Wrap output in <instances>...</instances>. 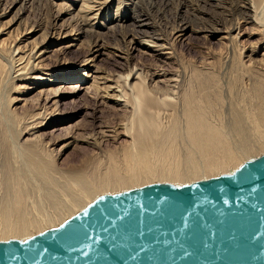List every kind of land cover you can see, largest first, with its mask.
<instances>
[{
    "label": "rangeland",
    "instance_id": "rangeland-1",
    "mask_svg": "<svg viewBox=\"0 0 264 264\" xmlns=\"http://www.w3.org/2000/svg\"><path fill=\"white\" fill-rule=\"evenodd\" d=\"M88 1H90L89 4L94 5V9L99 7L97 5L99 2H97L96 0ZM118 1H120V3ZM239 1L111 0L112 7L109 8L110 12L108 17H105V15H101L99 17L101 30L98 33L93 34L92 32H83L82 30L85 29V27L82 28L83 24L80 21L84 22V18L78 15L76 12V7L80 4L81 0H0V54L2 53V56L0 55V58L3 63H5L6 71L8 73V75L3 76L4 79L2 78V81L0 82V122L1 125L3 123L2 126L4 128V131L7 132L8 136L11 137L9 138L12 140L13 165L19 167V169L21 170L23 168V171L25 170L27 176L30 178L29 181H26L27 185L25 183V186H29L28 188L31 189V191H29L31 193L28 197L27 203L30 204L31 202L32 204L30 205H34L36 202H38L43 206V201L41 202L42 195L39 186L41 183V174L32 172V168H30V165L26 163L27 159L26 156H24L25 146L29 143V140L24 142V138L21 139V137L19 136L21 131H23V129L25 128L27 129V133H31V131H33L34 133L29 136V139L31 141L38 139L40 144H42L43 147L51 153V157H53V160L54 158H58V155L60 154L59 158L53 161V167L56 168V170L64 171L70 170V168L73 167L74 169L81 167L84 164V160L87 157L91 156V150L88 146L91 145L92 142L99 143L100 139H103V137L109 138L115 134H119V136H113L117 138L122 137V134H126V131L124 133L123 131L125 130L124 124L127 123V120L125 121L126 123L123 120H120L122 121V125H120V121L118 119H112L113 113L108 110L106 105L107 101L103 102L102 98H100V96L105 95L106 92L103 91L102 86L111 84V78H113V81L114 79H117L118 76H121V78H123L124 75V77H127L130 74L129 78H127L128 81L127 79L125 80L124 78H120L122 80H120L122 83H116L117 85H120V87L112 84V87H116L114 88L113 92L114 94H117L116 96H125V94L127 95L130 93L129 95L131 96L127 95V97L129 96L127 100H129L130 98L129 101L133 102L132 99L135 97L134 94L136 95V92H133L138 90L137 88L141 89L142 87V89H145V91L147 92H149L150 90V92L148 93L150 95H152V90L154 93V97L160 96L159 98H155L158 100L160 99V103L162 105L168 102H171L170 104H172V102L174 103L173 105H175L177 111L175 113L177 114L179 122L182 123L183 118L180 115V110L181 108H183V105L181 104L183 103V92L187 88L195 90L197 88H195V85L198 86L197 84H194L192 82L194 80V77L190 68L191 63L196 64V66H200V64L202 65L203 63H206L208 65L210 64L209 66L211 69L209 68V66H207L208 70H210V72L207 70L209 74L213 69L211 66L219 65L217 66L218 72L215 75L219 77V79L217 80L218 84L216 86L219 88L217 89L219 91L217 97L219 96L220 98L218 97V99L216 97L215 93H217V91H214V89L212 88L211 89L214 92L211 93L212 96L210 98L212 103L214 102V104H216V106L214 105V111L211 112V118L212 120H215L214 122L219 121L220 123L226 124L222 125L229 126V123H231L233 109L235 110V108H237L238 110L242 109L245 111H253L255 107L261 106L256 101V97L250 90V81L246 78H243V75H240L242 73H237L238 70L234 71L235 69L232 70L231 68L234 66L233 68L238 69L237 67H235V64H244L246 66H249L251 63V65H254V59L256 57L259 59V56L264 54V50L258 51L257 54L253 52L254 54H252L254 58L252 57V60L247 56L250 53L248 52L250 47L249 44L256 41L255 35H260L259 30L264 28V0H242V2L241 0ZM82 2H84V0H82ZM93 2L95 4H93ZM70 4L71 6L69 7ZM250 5L252 6L250 7ZM105 9H107L106 6ZM78 16L83 20H80V18L77 19ZM254 17L255 19H253ZM246 21H248L249 23ZM257 21H261L262 23ZM245 23L246 25H243ZM183 27L187 28L185 29V32L181 31V29H184ZM222 27L224 29H222ZM212 28L220 29L218 30L219 33L212 35V31H216ZM205 29L206 31L203 32V30ZM207 29H210L209 33ZM236 33L241 35H239L235 40V36L237 35ZM223 36L225 38H223ZM218 38H222L225 41L219 40ZM73 39H78V41L74 42ZM42 40L46 42H42ZM226 40H228V43H226ZM239 40H244L246 44L242 41L240 42ZM223 42L226 44H224ZM76 43H81V45H78ZM232 43L235 45H233ZM239 43L241 47L239 46ZM147 44L150 45V47ZM159 44H161V47L159 46ZM151 46L153 47L152 49H150ZM163 46L165 48L161 50ZM242 46L244 47L243 53L241 52ZM235 52H239V55L240 53H242L240 58L243 57V61L239 58L238 54L237 56H235ZM12 55L14 56V58ZM36 55L42 56L43 60L38 61L39 58L41 59L42 57H37L38 59L34 60L33 58H35ZM85 55H91V57L94 56L93 58L95 59L92 60V64L89 63L87 65L89 66L87 69L80 70L77 75H74L75 71L71 70L67 71L65 73V76L62 78V73L61 71H59L58 78L54 79V77H52L51 75L44 76V82H38L37 84H29L28 81H20L29 74L38 76L37 73H42L45 69H52L53 67H55L54 63L56 59H63L68 64H75L77 62H80ZM169 55L171 57H169ZM239 59L242 61V63L237 64V61ZM27 60L28 62L30 61L28 63L29 70L30 66H32L31 68H35L33 65L34 62L35 64L37 63L38 66L40 65V67H37L36 65L37 70H32L33 72L29 73L27 71L28 69L23 70L22 73H20V70L17 71L20 66H24ZM231 60L233 62L235 61L236 63L233 64V62H230ZM9 62L11 64H9ZM212 62L213 65H211ZM219 62L221 63L219 64ZM43 64L44 66H42ZM8 65H11L10 69L8 68ZM255 66L259 65L257 64ZM138 67L139 69H137ZM219 68L222 69L221 72H219ZM91 69H93V71L91 73L89 72V78L81 76L82 73H85L86 71ZM161 69L162 71H160ZM151 72L152 75L150 74ZM94 75L97 79L94 77ZM19 76L21 77V79ZM99 76L100 79H98ZM154 76L162 78L161 83L156 84L155 82H153L152 79L154 78ZM163 76L165 77L164 80ZM168 78H171V80L173 79L174 81L172 83V81L170 80V87H166L165 84ZM238 78L244 80H240L239 82ZM47 79L55 80V82L49 83L48 85V83L46 82ZM92 79L95 82H99H97L98 86L97 83H94ZM134 83L140 86L135 87ZM94 84L96 85V88L94 87ZM131 84L134 86L133 88ZM172 84H175V86H172ZM128 85L131 86L129 87L130 90H128ZM191 85L193 88L191 87ZM24 86H26L27 88ZM100 86L102 88V91L100 90ZM122 86H125L126 88ZM156 86H162L160 89H162L163 92L156 88ZM18 87L19 89H17ZM170 88L171 90H169ZM172 88H174V91H172ZM176 89L177 91H175ZM211 89H209V91H212ZM44 90H48L46 92V94L48 93V95L59 96V98L55 96L52 97V101L60 99L57 111L54 110V107H50L51 109L49 108L47 110L45 109V107H41L39 96H42L44 94ZM122 90L129 93L125 92V94H122L118 92ZM132 90L134 91L132 92ZM156 91L157 93L159 91V95L156 93ZM196 91H199V89H196ZM172 92H175L174 94L176 95H174ZM178 93H180L179 96H177ZM171 94L172 96L174 95V97H172ZM124 96H122L123 98L121 99H123V101H127L126 99H124L126 98V96ZM6 99H12V107H10L12 108L10 109L12 110V116L6 112L7 110H9V108H7V102H5ZM42 102L45 101L42 100ZM46 102L47 104L51 103L48 101ZM99 102H102L103 105H100ZM262 106L264 107V104ZM162 109H160V111H157L156 113V115H158L157 120L159 123L161 122L164 125H168L171 122L172 118V116L169 115H172V113L169 110L167 111L166 108H164L163 110ZM161 111H163L164 113L162 112V114H160ZM216 111L218 112V114ZM7 115L9 116V118L7 117ZM129 115L130 112L128 113V116ZM16 117L17 119L15 121ZM34 117L36 118L34 119ZM32 118L34 120H32ZM116 120L118 122H116ZM39 122L43 124L45 123L43 125L44 127L42 126L41 128H34L33 124L35 125ZM110 126H112V129L114 128L113 130L117 129L118 132L110 129ZM119 130H121V132ZM105 132L106 134H104ZM100 133L103 136H101ZM99 136H101V138H98ZM184 139L185 138L180 140V145L182 143L184 144L181 145L182 147L186 145V141ZM85 141L88 143V146ZM106 148L113 149V147ZM104 150L105 148H103L102 145L98 151H94L97 153H102V151ZM263 152H261L260 154L258 153L259 156L263 154ZM255 154L256 155L250 154V157L249 155L246 156L247 159L243 157L245 160L242 158V161L245 162L251 158L258 157L257 153ZM243 162L239 165L243 164ZM2 169V164L0 163V199L5 192V186L2 182ZM28 171L31 173H29ZM226 172L228 171H225L222 174ZM215 176L217 175H214L212 177ZM196 180L200 179H195L192 181ZM120 191L122 192L125 190H118V192ZM112 192H106L105 194L117 193V191H114L113 193ZM100 195L102 194H98L96 195V197ZM90 201L92 202V200H89V203ZM45 207L46 205H44V208ZM82 208L75 211L74 214L72 213L71 217L75 215L76 212L78 213L79 211H81ZM68 216V218L66 216V219L70 218V215ZM63 218L65 219V216ZM62 222L63 221L61 220L57 221V223L54 222V224H57L58 226L62 224ZM54 224L52 226H49V229L57 227ZM45 229L47 230L48 226L47 228L44 227V230ZM42 231H40V233ZM25 238H29V236L24 237L23 239Z\"/></svg>",
    "mask_w": 264,
    "mask_h": 264
},
{
    "label": "bare ground",
    "instance_id": "bare-ground-1",
    "mask_svg": "<svg viewBox=\"0 0 264 264\" xmlns=\"http://www.w3.org/2000/svg\"><path fill=\"white\" fill-rule=\"evenodd\" d=\"M96 1L99 2L97 4L99 7L95 9H94V5L89 4L90 1L88 0H84V2H82L81 0L80 4L76 7L77 14L84 18V22L80 21L83 24L82 28L85 27V29H82L83 32L84 31L92 32L93 34L98 33L101 30V23L99 21V17L101 15H105V17H108L109 15V12H110L109 8L112 7L111 0H96ZM94 2L93 4H95ZM118 2L120 3V1ZM70 6L71 4L69 5V7ZM105 6L107 9H105ZM251 6L252 5H250V7ZM79 18L80 17L78 16L77 19ZM253 19H255V17ZM80 20H83V19L80 18ZM261 21H257V22H261ZM243 25H246V23ZM185 29L187 28L181 29V31L185 32ZM212 29L216 30V31H212L211 33L212 35L219 33L218 30L220 29L218 28L217 29L212 28ZM222 29L224 28L222 27ZM262 29L259 30L260 35L258 34L255 35L256 41L254 43L252 42L249 44L250 47H249L248 52L250 53L247 56L250 59L253 57L254 53L257 54L258 51L264 50V30ZM204 31H206V29L203 30V32ZM209 31L210 29L208 30V33ZM236 34L237 35L235 36V40L237 39L239 35H241L238 33ZM223 38L225 37L223 36ZM248 39H249V36H248ZM219 40H223V39L220 38ZM73 41L76 42L78 41V39H73ZM227 41L228 40H226V43H228ZM42 42H46V41L42 40ZM242 42L245 43L244 40ZM79 44L81 45V43ZM160 45L161 44H159V46ZM148 46L150 47V45ZM239 46L241 47L240 43H239ZM243 46H242V51H241L242 53L244 52ZM152 48L153 47L151 46L150 49ZM164 48L165 47L163 46L161 50H163ZM238 53H236L235 56H237ZM242 53H240V55L238 54L239 58L241 57ZM37 57H42V56L36 55V57L33 59L37 60L38 59ZM93 57L94 56L91 57V55H85L84 58L80 62H77L75 64L69 63L70 65L67 62H65V60L63 59H56L54 63L55 67H53L52 69H45L42 73L41 72L37 73L38 76L29 74L28 76H25V78H23L20 81H28L29 84H37L38 82H44L43 81L45 80L44 76L51 75L52 77H54V79L58 78L59 71H61L62 73L61 74L62 78L65 76V73L67 71H71V70L75 71L74 75H77L80 72V70L87 69L89 67L87 66L89 63L92 64V60L95 59ZM169 57L171 56L169 55ZM242 58L240 59L242 60ZM240 59L237 61V64L242 63L243 60L241 61ZM41 60H43V57L41 59L39 58L38 61H41ZM254 61H255L254 65H251V63L249 66H246L244 64H238V65L235 64V67H237L238 69L233 68L234 66L231 69L232 70L235 69L234 71L238 70L237 73H242L240 75H243L242 76L243 78H246L250 81L251 83L250 90L252 91L253 95L256 97V101L261 106L255 107L253 111H250V110L245 111L242 109L238 110L237 108H235V110L233 109L231 123H229L230 124L229 126H224L222 124H225V123H220L219 121L214 122L215 120H212L211 118V112L214 111V107L216 106V104H214V102L212 103L210 99L212 96L211 93L216 90L217 91V93H215L216 97H217V94L219 93V91L217 90L219 88L216 86L218 84L217 80L219 79V77L215 75L218 72L217 66L219 65L211 66L213 69L211 73L209 74L210 70H208L207 66H209L210 64L208 65L206 63L205 64L203 63L202 65L200 64V66H196V64L191 63L190 68H191V72L193 73V77H194V80L193 81L191 80V81L194 84L198 85V86L195 85V88L197 87L196 89L197 90L199 89V91H196V89L193 90L187 87H186L187 89L185 88H184L185 90L183 89L184 90L183 95H182L183 103H181L183 105V108H181L180 110L181 111L180 115L183 118L182 123L179 122L177 114L175 113L177 111H176L175 105H173L174 103L172 102V104H170L171 102H168L162 105L160 103L161 102L160 99L159 100L156 99L158 96L157 97L155 96L156 98L153 96L154 93L152 90H151L152 95H150L148 94L150 92L149 89H147L149 90V92H147L145 91V89H142V87L141 89L137 88L138 90H136L135 88L136 91L132 90V92L134 91L133 93L136 92V95L134 94L135 97L133 99L131 98L133 102L129 101L130 98L129 100H127L128 97L131 96L129 95L130 93L127 91L125 92L129 93L127 94L129 96L127 97V95L125 94L124 90H127V89L118 91L122 94H125L126 98L124 99H126L127 101L125 100L123 101V99H121L123 98L122 96H124L122 94H121L122 96L120 97L116 96L117 94L113 93L114 88L116 87H112L113 86L112 84H115L117 87H120V85H117L116 83L120 84V82L122 81L121 79L124 78L126 80L127 78H129L130 74L127 77H124L125 76L124 75L123 78H121V76H118L117 79H114L113 81H112L113 78L110 77L111 84L104 85V86L101 85L103 88V91L104 92L106 91V92H105V95H101L100 98H102L103 102L107 101V104H106L107 108L109 111L113 113L112 116L114 118L111 116L112 119L116 118L119 121L123 120L124 122L127 120L126 121L127 123L125 122L126 124H124L125 130L124 131L122 130L123 133L126 131V134H122L121 135L122 137H117V138L113 137L116 134L115 135L112 134L113 136L111 137L108 136L109 138L103 137V139H100L99 143L92 142V144L90 143L91 145L89 146H88V143L85 141L87 146L90 147L91 156L87 157L84 160V162L81 160L84 164L81 167L77 166L78 168L76 169H74L73 167V168H70V170H64V171L56 170V168L53 167V164H54L53 161L55 159L57 160L60 154L58 155V158H54L53 160V157H51V153L47 149H45L42 144H40L38 139L34 141H31L29 139L30 138L29 136H31V134L34 132L31 131V133H27V129L22 128L24 132L21 131L19 136L21 137V139L24 138V142L29 140V143L25 146L24 156H26V159H27L26 163L30 165V168H32V172L41 174V183L39 186H40V192L42 195L41 202L43 201L42 202L43 206L38 202H36L34 205H30L32 204L31 202L30 204L27 203L28 197L31 193L29 191H31V189L28 188L29 186L26 187L25 183L26 181H29L30 178L27 176L25 170L23 171V168L21 170L19 169V167H16L13 165L12 163V159H13L12 140L10 139L11 137L8 136L7 132L4 131V128L2 126L3 123L1 125V122H0V158H1L0 163L2 164V168H3L1 171L2 172V182L4 183V186H5L4 187L5 192L1 198L2 200L0 199L1 200L0 202V241H7L9 239H17V238L23 239L24 237H28V236L30 237V235L32 237L33 235H36L35 233L38 234L40 233V231L44 230V227L47 228L48 226V229H49V226H52L54 222L57 223V221H61V220L64 222V220L66 219V216L67 218L69 217L68 215H70L71 217L72 213L74 214L75 211L88 205L87 203H89V200H92V201L93 199L95 200L98 197V196L96 197V195L98 194L104 195L106 192H112V191L118 192V190L127 191V189L130 190L132 188H138L140 186L142 187L143 185H146L148 183H156V182L182 185L185 183H189L195 179H203L202 177L209 178L210 176L212 177L214 175H218L219 173L222 174L225 171L229 172L230 171L229 169L235 170L236 167L238 168L240 166L239 164L243 162L242 160L246 158V156L249 155L250 157V154L256 155L255 153H257V155L259 156V154L264 151V107L262 106L264 104V54L260 55L259 59L256 57ZM29 62L27 60L24 66L23 65L20 66L17 69V71L20 70V73H22L23 70L28 69L27 71L29 73V72H33L32 70H37L36 69L37 67H40V65L38 66L37 63L35 64V62L32 61L34 62L33 65L35 68H31L32 66H30V70H29V67H28ZM230 62H233V61L231 60ZM220 63L221 62H219V64ZM234 63L236 62L234 61L233 64ZM9 64L11 63L9 62ZM257 64L259 66H255ZM211 65H213V62L211 63ZM10 66L8 67L9 69H10ZM42 66H44V64ZM137 69H139V67ZM219 70H220L219 72H221L222 69L219 68ZM92 71L93 69L88 70L85 73H82L81 76L85 78H89V75ZM160 71H162V69ZM12 73H13V70H12ZM150 74L152 75V72ZM5 75H8V73L6 71L5 63H3V61L0 58V82L2 81V78L4 79L3 76ZM164 76H163V80L165 78ZM236 76H239V75H236ZM98 79H100V76ZM161 79L162 78L160 77L154 76L152 81L158 84V83H161ZM11 80H12V77H11ZM170 80L171 78H168L167 82H165L166 87L171 84V81L172 83L174 82L173 79L171 81ZM238 80L240 82V80H244V79L238 78ZM46 82L49 85V83H53L55 82V80L47 79ZM93 82L97 83L98 81L95 82L93 80ZM133 82H136V81H133ZM98 83H97V86H98ZM132 84H131L132 88L134 86L135 87L140 86L135 83H134V86ZM131 86L128 85V90H130L129 87ZM172 86H175V84L174 85L172 84ZM94 87L96 88V85ZM122 87L126 88L127 85L126 87L125 86H122ZM161 87L156 86V88L162 91V89H160ZM102 88L100 89L101 91H102ZM208 88L209 89L212 88L214 89V91L212 89H211L212 91H209ZM17 89H19V87ZM172 89H173L172 91H174V88ZM169 90H171V88ZM47 91L48 90H44V94L42 96H39L40 105L41 107L42 106L45 107L46 110L49 109L50 107H54V110L57 111L58 105H59L58 103L60 99H57L56 101L55 100L52 101V97L55 96L59 98V96L48 95V93L46 94ZM175 91H177V89ZM172 93L174 94L175 92H172ZM179 94L180 93H178L177 96H179ZM174 95L172 96L171 94L172 97H174ZM42 100H44L45 102H42ZM46 101L48 102L52 101V102L50 104H47ZM5 102H7V106H8L6 107L9 108V110H7L6 112L12 116V110H10L12 109L10 108L12 107V99H6ZM99 104L103 105L102 102L101 103L99 102ZM162 108L163 109L166 108L167 111L169 110L172 113V115H169V116H172V118H171V122L168 125L166 124L164 125L163 123L160 122L161 124H163L161 125L157 120L158 115H156V113L157 111L159 112L160 109ZM128 111L130 112L129 116H128V113H129ZM162 112L163 111H161L160 114H162ZM7 117L9 118L8 115ZM36 117H34V119ZM16 119L17 117L15 118V121ZM34 119L32 118V120ZM0 120H1V116H0ZM116 122L118 121L116 120ZM121 123L122 121H120V125H122ZM44 124L39 122V123H36L35 125L33 124V126L34 128H41ZM28 126H31V125H28ZM106 126H109V125H106ZM118 126H119V123H118ZM111 127L112 126H110V129H112ZM120 129H124V128H120ZM113 131H117V129ZM119 131L121 132V130ZM104 134H106V132ZM101 136H99L98 138H101ZM116 136H119V134ZM180 138L181 139L185 138L184 140L186 141L185 143L186 145L183 147L181 146L183 144L182 141H181L182 144L180 145V140H181ZM102 145H103V148H105V150L102 151V153H97L94 151V150L98 151ZM106 147H113V149L112 148L109 149ZM44 205H46L45 208H44ZM64 216H65V219L63 218ZM54 225L57 226V224H54Z\"/></svg>",
    "mask_w": 264,
    "mask_h": 264
},
{
    "label": "water",
    "instance_id": "water-1",
    "mask_svg": "<svg viewBox=\"0 0 264 264\" xmlns=\"http://www.w3.org/2000/svg\"><path fill=\"white\" fill-rule=\"evenodd\" d=\"M0 264H264V153L215 177L100 195L57 227L0 241Z\"/></svg>",
    "mask_w": 264,
    "mask_h": 264
}]
</instances>
